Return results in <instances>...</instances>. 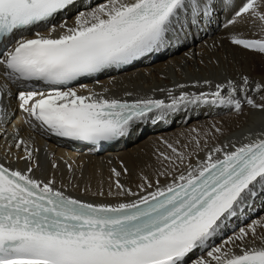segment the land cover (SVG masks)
<instances>
[{
  "label": "snow or ice",
  "instance_id": "6c2138e0",
  "mask_svg": "<svg viewBox=\"0 0 264 264\" xmlns=\"http://www.w3.org/2000/svg\"><path fill=\"white\" fill-rule=\"evenodd\" d=\"M80 7L69 23L68 11ZM218 9L231 13L225 29L247 32H229L230 45L264 58V0H0V264H264V218L222 236L264 195V127L227 142L217 123L192 128L185 143L161 138L154 174L142 170L133 188L121 161L109 169L107 192L102 179L93 191L83 164L54 155L38 177L40 149L17 128L8 143L18 113L38 136L91 146L190 105L264 113V76L246 73L180 83L178 94L160 88L166 99L72 87L161 53ZM13 155L23 169L12 167Z\"/></svg>",
  "mask_w": 264,
  "mask_h": 264
},
{
  "label": "bare ground",
  "instance_id": "6f19581e",
  "mask_svg": "<svg viewBox=\"0 0 264 264\" xmlns=\"http://www.w3.org/2000/svg\"><path fill=\"white\" fill-rule=\"evenodd\" d=\"M74 15L75 13L68 18L69 23L72 22ZM230 15L231 13L228 11H219V14L211 19H205L198 26L186 29L180 34L179 40H174L171 46L163 50L169 55L154 64L108 76L99 80V83H90L87 86L96 91H102L106 87L110 89L108 94L116 97H123L125 91H133L134 97L153 96L157 99H166V93L160 92L159 89H176V85L180 83L192 84L196 80H200L202 83L205 78L219 82L226 76L236 77L240 73L260 79L264 76V58L235 48L228 42L227 36L231 31L243 30L247 34L243 25L237 26V29L223 27V23ZM204 33L207 36L203 37ZM177 49L182 50L179 53L171 54ZM154 89L155 91H153ZM187 90L197 91L193 88ZM178 92L179 89H176V94ZM212 123H217L225 130V135L220 137L221 141L239 140L249 130L264 127V113L245 109L244 115L237 116L227 110L190 105L169 119L166 128L161 127L163 122L155 125L149 123L146 127L142 126L133 131L130 143L125 148L111 150L100 156H94L88 152L71 151L53 138L44 137L47 140L45 143L41 136L33 133L27 126L21 130L20 134L25 139L34 138L36 146L40 149L38 155L44 171L37 172L38 177L46 174L48 160L54 155L57 159L62 157L70 162L75 161L77 165L83 164L84 175L90 180L93 191L98 187L97 182L102 179L105 182L104 190L107 192L111 167L119 168L121 161L127 164L129 175L122 177V180L126 185L134 188L142 170L146 174L152 175L158 167L153 153L158 147L163 150V145L160 144L161 138L170 142L180 140L181 143H185L192 128L205 130ZM6 127L8 143H11L13 128H20L21 123L14 121ZM142 130L145 131V135L139 139ZM4 143L3 140H0V145ZM4 150L3 147H0V157ZM10 160L12 167L24 168V163L17 162L14 155L10 157ZM148 165H152V167H148ZM71 194L85 200L94 199L90 194L81 195L79 191H73ZM96 199L103 202H115L112 198ZM260 218H264V195L250 199L237 218L229 221L222 236L232 235L240 227ZM216 243H219V238Z\"/></svg>",
  "mask_w": 264,
  "mask_h": 264
}]
</instances>
